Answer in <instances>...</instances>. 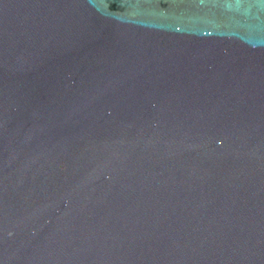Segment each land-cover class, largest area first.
I'll return each instance as SVG.
<instances>
[{
	"label": "water",
	"instance_id": "water-1",
	"mask_svg": "<svg viewBox=\"0 0 264 264\" xmlns=\"http://www.w3.org/2000/svg\"><path fill=\"white\" fill-rule=\"evenodd\" d=\"M0 264H264V0H0Z\"/></svg>",
	"mask_w": 264,
	"mask_h": 264
}]
</instances>
